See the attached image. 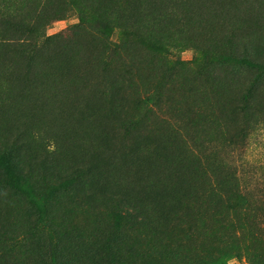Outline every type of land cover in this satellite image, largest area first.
I'll use <instances>...</instances> for the list:
<instances>
[{
	"label": "rangeland",
	"instance_id": "obj_1",
	"mask_svg": "<svg viewBox=\"0 0 264 264\" xmlns=\"http://www.w3.org/2000/svg\"><path fill=\"white\" fill-rule=\"evenodd\" d=\"M41 10L61 17L43 24ZM5 13L28 23L33 35L0 22V148L8 150L0 230L14 226L21 238L20 258L0 264H256L233 237L232 225L245 224L248 212L223 211L200 254L177 233L200 211L224 206L235 186L253 195L252 214L264 202V105L250 114L237 109L239 79L180 47L138 77L134 108L132 84L114 69V56L94 45L102 26L86 3L0 0ZM109 27L114 39V21ZM155 82L163 104L150 108L146 93ZM144 99L150 103L141 105ZM15 165L30 178L13 175ZM77 168L80 175L64 185H40L55 178L51 170ZM107 193L163 231H134ZM32 205L48 221L35 235L24 227Z\"/></svg>",
	"mask_w": 264,
	"mask_h": 264
},
{
	"label": "trees",
	"instance_id": "obj_2",
	"mask_svg": "<svg viewBox=\"0 0 264 264\" xmlns=\"http://www.w3.org/2000/svg\"><path fill=\"white\" fill-rule=\"evenodd\" d=\"M81 1L86 3L89 12L95 15L98 25L102 26V33L95 37L97 39L94 40V45L108 59L114 56V69L123 79L128 78L132 84L131 91L134 100L131 106L134 108L141 100L136 94L135 89L137 88L134 84L138 77L151 73L152 65L156 61L164 60L174 50L181 51L180 47L191 48L203 53L206 58L214 60L213 69L216 66L224 67L228 75L239 79L241 83L232 91V94L237 103V109L241 113L250 114L253 110H259L260 105H264V0ZM60 17V15L52 17L41 10L39 18L44 24L50 20H59ZM113 21L114 39H111L106 33L110 30L109 24ZM0 22L20 28L29 27L28 23L17 19L15 13L0 14ZM28 29L27 34L33 35V28ZM137 59L139 63H142L143 68L133 67V62ZM170 70V66H165L162 71L163 75L169 76ZM171 87L170 82L166 84L167 89ZM160 88L159 82H155L147 91L146 94L152 96L150 108L163 104L161 100L164 94ZM259 93L263 94V99L260 101ZM140 103L144 105L150 103V100L144 99ZM7 151L6 147L0 148V194L5 193L6 174L2 167V160L3 154ZM79 169H73L68 173L51 170L55 178L50 177L49 180L45 176L40 185L47 187L54 181L59 185H64L80 175ZM11 173L17 177L24 176L23 179H29L31 175H29L31 173L29 169L24 172L20 165H15ZM216 191L224 196L221 188L220 191ZM81 192L84 196L90 195L85 187ZM225 194L226 204L224 206L210 213L200 211L196 220L178 229L177 233L182 234L183 239L188 240L187 242L193 241L200 250V254L205 250L204 243L208 245L210 240L208 237L219 229L223 219H216L223 211L232 214L238 211L248 212L247 223L238 227L232 225L235 230H238V235L235 236L233 233V237L236 242L245 245L246 254L252 255L256 264H264V235L261 233L264 232V202L254 208L256 212L254 215L251 211L255 202L249 191L241 186H235ZM106 197L112 201L113 208L116 202L123 217L131 222L134 231L141 232L145 229L153 235L163 231V228L156 222L140 216L132 209L123 211L121 197L110 193H107ZM32 209L24 227L28 228L30 234L35 235V232L42 226L40 222L43 219L44 223L48 221L45 217L41 218L34 205ZM217 223H219L218 226H216ZM1 228L0 260L4 263L9 258H20L17 244L21 238L16 234L17 228L7 227L6 223L1 224ZM168 232L170 233V230ZM116 257L113 254L110 259L119 261ZM201 259L204 261L207 258Z\"/></svg>",
	"mask_w": 264,
	"mask_h": 264
}]
</instances>
